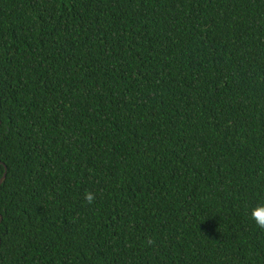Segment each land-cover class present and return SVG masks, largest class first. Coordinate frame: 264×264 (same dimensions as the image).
Wrapping results in <instances>:
<instances>
[{"label": "trees", "instance_id": "obj_1", "mask_svg": "<svg viewBox=\"0 0 264 264\" xmlns=\"http://www.w3.org/2000/svg\"><path fill=\"white\" fill-rule=\"evenodd\" d=\"M4 173L0 264H264V0H0Z\"/></svg>", "mask_w": 264, "mask_h": 264}, {"label": "clouds", "instance_id": "obj_2", "mask_svg": "<svg viewBox=\"0 0 264 264\" xmlns=\"http://www.w3.org/2000/svg\"><path fill=\"white\" fill-rule=\"evenodd\" d=\"M88 199H92V195H88ZM251 219L259 228H264V203L253 206L250 210Z\"/></svg>", "mask_w": 264, "mask_h": 264}, {"label": "water", "instance_id": "obj_3", "mask_svg": "<svg viewBox=\"0 0 264 264\" xmlns=\"http://www.w3.org/2000/svg\"><path fill=\"white\" fill-rule=\"evenodd\" d=\"M4 178H5V173L3 174L2 178L0 179V185H1L2 181L4 180Z\"/></svg>", "mask_w": 264, "mask_h": 264}]
</instances>
